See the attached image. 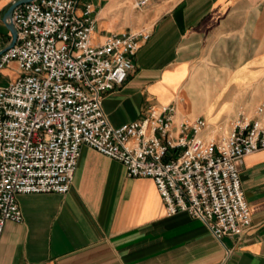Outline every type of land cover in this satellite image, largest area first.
<instances>
[{"label":"crops","instance_id":"obj_1","mask_svg":"<svg viewBox=\"0 0 264 264\" xmlns=\"http://www.w3.org/2000/svg\"><path fill=\"white\" fill-rule=\"evenodd\" d=\"M14 1L0 0V49L11 39L6 13ZM97 5L96 18L107 1ZM158 6L134 68L104 95L109 122L118 127L172 105L175 122L201 117L217 137L237 121L264 126V0ZM97 30L103 39L123 28L102 20ZM13 63L0 70V86L17 76ZM237 169L251 224L218 240L187 213L168 216L151 178L129 177L120 162L82 145L66 193L17 195L23 218L0 233V264H264V149Z\"/></svg>","mask_w":264,"mask_h":264},{"label":"built area","instance_id":"obj_2","mask_svg":"<svg viewBox=\"0 0 264 264\" xmlns=\"http://www.w3.org/2000/svg\"><path fill=\"white\" fill-rule=\"evenodd\" d=\"M96 13L89 0H29L12 11L16 40L0 54V70L17 65L0 86V233L22 221L18 194L69 190L87 145L129 177L151 178L168 216L187 213L218 240L242 234L251 215L237 163L264 149V126L237 121L227 134L202 135L206 121L175 122L172 105L113 126L104 95L125 82L151 31L106 32L94 42Z\"/></svg>","mask_w":264,"mask_h":264},{"label":"rangeland","instance_id":"obj_3","mask_svg":"<svg viewBox=\"0 0 264 264\" xmlns=\"http://www.w3.org/2000/svg\"><path fill=\"white\" fill-rule=\"evenodd\" d=\"M96 7L97 0H89ZM107 6L100 17L97 18V29L99 23L103 21H107L111 26L116 25L118 27H122L123 30H139L145 29L147 26L149 27L152 24V19L155 18L157 13L162 12L161 8H158V4L164 0H150V2L142 7L136 6L137 0H106ZM158 9H160L158 11ZM110 18H112V22H110ZM101 31H96L93 36L94 42H99ZM14 70L16 72L15 63ZM207 131H204L202 135H205Z\"/></svg>","mask_w":264,"mask_h":264},{"label":"water","instance_id":"obj_4","mask_svg":"<svg viewBox=\"0 0 264 264\" xmlns=\"http://www.w3.org/2000/svg\"><path fill=\"white\" fill-rule=\"evenodd\" d=\"M26 1H29V0H16V1H14L11 4V6L7 10V13H6V22H7V28L9 30V32H10V35H11V39H10L9 43L6 46H4L2 49H0V54L3 51H5L6 49H8L11 46H13L14 43H15L17 33H16V29H15L13 23H12V20H11L12 11H13L14 7L17 4L22 3V2H26Z\"/></svg>","mask_w":264,"mask_h":264}]
</instances>
